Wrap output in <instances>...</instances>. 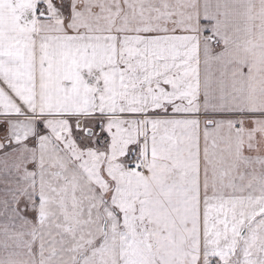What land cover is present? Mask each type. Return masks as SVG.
<instances>
[{
  "label": "snow or ice",
  "instance_id": "1",
  "mask_svg": "<svg viewBox=\"0 0 264 264\" xmlns=\"http://www.w3.org/2000/svg\"><path fill=\"white\" fill-rule=\"evenodd\" d=\"M0 264H264V0H0Z\"/></svg>",
  "mask_w": 264,
  "mask_h": 264
}]
</instances>
